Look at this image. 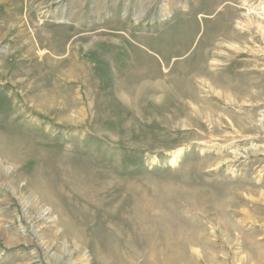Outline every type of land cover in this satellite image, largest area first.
<instances>
[{
    "label": "rangeland",
    "instance_id": "rangeland-1",
    "mask_svg": "<svg viewBox=\"0 0 264 264\" xmlns=\"http://www.w3.org/2000/svg\"><path fill=\"white\" fill-rule=\"evenodd\" d=\"M0 134V264H264V0H0Z\"/></svg>",
    "mask_w": 264,
    "mask_h": 264
},
{
    "label": "bare ground",
    "instance_id": "bare-ground-1",
    "mask_svg": "<svg viewBox=\"0 0 264 264\" xmlns=\"http://www.w3.org/2000/svg\"><path fill=\"white\" fill-rule=\"evenodd\" d=\"M257 21V20H256ZM261 24V23H260ZM259 25V24H258ZM260 28V27H259ZM147 86V85H146ZM141 87V86H140ZM179 95H186L191 93V89L188 85H181L178 91ZM138 95V94H137ZM19 146V145H17ZM18 148V147H17ZM16 144L14 142H9L6 140L5 135L0 134V154L2 156H10L13 158L15 156ZM40 182V181H39ZM41 185V184H40ZM42 186V185H41Z\"/></svg>",
    "mask_w": 264,
    "mask_h": 264
}]
</instances>
